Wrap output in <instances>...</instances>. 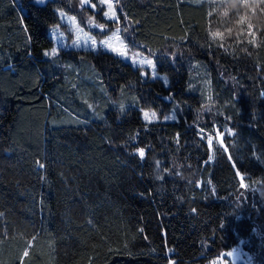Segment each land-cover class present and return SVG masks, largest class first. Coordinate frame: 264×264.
<instances>
[{
	"label": "trees",
	"instance_id": "16d2710c",
	"mask_svg": "<svg viewBox=\"0 0 264 264\" xmlns=\"http://www.w3.org/2000/svg\"><path fill=\"white\" fill-rule=\"evenodd\" d=\"M57 6L0 0V264H264V0H117L165 79L45 57Z\"/></svg>",
	"mask_w": 264,
	"mask_h": 264
},
{
	"label": "rangeland",
	"instance_id": "374dc122",
	"mask_svg": "<svg viewBox=\"0 0 264 264\" xmlns=\"http://www.w3.org/2000/svg\"><path fill=\"white\" fill-rule=\"evenodd\" d=\"M91 3L96 5L95 10H98L99 9L98 6H101L97 2V0H96V3L91 0ZM113 3L116 6V11L118 14L117 22L114 23L113 21L107 19L103 15L102 16L104 19H102L99 16H95V15H93L91 18L92 20H94L95 25H104L103 31L100 30L98 27L89 25L88 23L86 24L82 23L81 20L74 13L70 12L67 8L57 6L56 10H57L60 20L59 22L52 24L49 27V31H48L49 35L52 38L53 43L51 46L43 49V53L51 52L52 49H56V54L54 56H46V55L44 56L49 57V58H54V57L55 58L56 57L66 58L67 57L66 54L63 55V53H65L64 51H68L71 49H92L95 51L105 50V51L111 52L121 57L116 52L111 51L110 49L102 45L101 43L102 41L109 40V38H112L110 40V43L113 45V47H120L121 44L127 46L128 58H124V57H121V58L131 63L135 67H140L142 70V75L145 78L147 77L155 78L157 76H161L162 78L165 79L166 76L164 74H161L158 71L157 63H156L154 55L148 52L143 47H141L139 44H136L132 40H129L124 35L123 26L121 24V19L118 13L117 0H113ZM103 8H104L103 11L107 10V6H103ZM60 13H64L65 15L61 17ZM73 17L75 18L74 21L71 19ZM117 28L120 29L118 33L119 40L113 37V33L116 32ZM54 29L57 31H53ZM93 38L97 42L95 46H92L91 44V40ZM133 60H137V61L138 60H149L152 63L151 64H147V63L140 64V63H134ZM140 108L142 109V116L144 120L151 121V120L160 118L159 114L155 112L154 110H151L147 107H143L141 105H140ZM145 112H148L150 116H151V113H155V117L150 118V119H145L144 117ZM176 117H177V114H175L174 112L173 115H168L164 117L163 119L172 120ZM223 257H225V259H229L234 264H238L239 262H244V264H252L253 262L251 253L244 250L241 247V245L236 246L224 252ZM214 261L216 262V264H226L225 262L219 263L217 260H214Z\"/></svg>",
	"mask_w": 264,
	"mask_h": 264
},
{
	"label": "snow or ice",
	"instance_id": "6c2138e0",
	"mask_svg": "<svg viewBox=\"0 0 264 264\" xmlns=\"http://www.w3.org/2000/svg\"><path fill=\"white\" fill-rule=\"evenodd\" d=\"M37 3L39 4H43L45 2V0H36ZM97 2L102 6H107V10L106 11H103L102 12V15L104 17H106L107 19L113 21L114 23L118 21V14H117V11H116V6L115 4L113 3V0H97ZM245 2H247V0H245ZM85 5H88L90 8L92 9H95L96 8V5L95 4H92L91 3V0H81V7L83 8ZM227 13H225L226 15ZM61 17H63L65 14L64 13H60ZM73 21L75 20V18H71ZM88 24L89 25H92V26H95V27H98L100 30H104V25H95V22L94 20L92 19H89L88 20ZM249 27H251V25H249ZM53 31H57V30H53ZM120 29L117 28L116 29V32L113 33V37L117 40H119V33ZM125 31H127V29H125ZM229 33L231 32V29H228ZM212 36L213 37H223V33H220V32H214L212 33ZM112 38H109V40H105V41H102V45H104L105 47H107L108 49H110L111 51H114L116 52L118 55H120L121 57H124V58H128V52H127V46L126 45H123L121 44L120 47H113V45L110 43V40ZM96 40L93 38L91 40V44L92 46H95L96 45ZM56 54V49H52L51 52H45L44 55L46 56H54ZM134 63H140V64H144V63H147V64H151L152 62L149 61V60H133ZM144 117L145 119H150V118H154L155 117V113H151V116L148 112H145L144 113ZM222 143V142H221ZM208 144L211 145L212 144V138L209 137L208 138ZM138 154L139 156L142 158L144 156V149H138ZM39 168H43V165H39L38 166ZM241 179V182L243 181V176L240 177ZM243 186V184H242ZM24 256H28V252L25 251ZM212 264H216L215 261L212 262Z\"/></svg>",
	"mask_w": 264,
	"mask_h": 264
}]
</instances>
